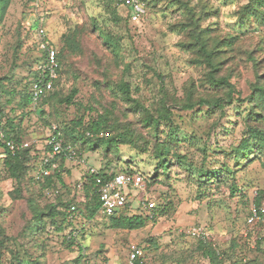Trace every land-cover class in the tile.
<instances>
[{"label":"rangeland","instance_id":"obj_1","mask_svg":"<svg viewBox=\"0 0 264 264\" xmlns=\"http://www.w3.org/2000/svg\"><path fill=\"white\" fill-rule=\"evenodd\" d=\"M245 2L194 0L198 10L203 4L207 6L200 23L211 36L237 34L238 37L234 49L223 54L218 73L229 76L237 92L233 95L234 102L225 105L220 113L219 109L207 106L195 110L181 106L188 99L189 89L194 100L205 93L218 96L223 92L204 91V69L193 63L192 52L181 46L189 37L172 28L182 20L179 10L163 8L161 2L156 7L148 6L144 1V13L132 17L129 9L111 2L121 17L114 23L107 8L108 0H10L0 19V79L8 91L0 94V105L10 117L21 118L22 141L39 153L51 124L76 135L71 127L80 117L87 122L97 114H107L114 122L136 130L138 147L119 145L115 151L106 152L103 147L90 149L79 140L65 142L77 149L86 165L108 173L129 169L140 173L145 178V193L156 206L153 218L146 219L143 227L113 228L110 217L101 211L93 217L87 216L81 201L83 190L76 186L83 164L70 163L65 176L70 181L51 188L28 180L33 159L28 162L21 197L13 198L10 193L16 184L3 170L0 145V240L4 242L0 264L18 261L21 264H127L131 243L143 247V264H212L199 251L198 240L187 232L196 224L206 228L207 241L220 253L217 264H264V168L259 156L243 166L231 158L232 148L246 132L243 116L249 108L247 99L257 75L264 84V24L238 18V10ZM91 23L113 35L117 57L106 50ZM36 26H43L58 48L61 36L78 27L82 53L69 57L66 71L54 86L55 97L41 103L35 112L21 115L16 92L30 79V69L39 55ZM248 52L258 61L256 64L248 58ZM119 80L129 84L131 98L151 113L156 114L160 103L166 101L171 121L160 124L158 135L166 138L167 133L178 138L174 149L192 163L191 171L173 158H168L172 164L167 174L156 169L158 160L153 153L152 137L149 128L141 122L146 112L130 106L116 89L111 91L106 85L107 81ZM72 88L78 91L74 103H61L59 100ZM249 124L264 132V122ZM144 139L149 144L142 151ZM223 165L236 169L238 189L234 193L230 181L208 183L201 178L204 182L199 184L188 172L194 174L197 167L217 171ZM143 195L144 190L131 189L128 204L142 210ZM66 200L76 205L73 213L62 204ZM51 204L69 216L70 223H65L64 231L57 230L49 218L44 219L43 227L35 226L33 206L47 209ZM253 211L256 216L248 222ZM61 218L59 215L58 224ZM70 230L76 238L72 245L64 240Z\"/></svg>","mask_w":264,"mask_h":264},{"label":"trees","instance_id":"obj_2","mask_svg":"<svg viewBox=\"0 0 264 264\" xmlns=\"http://www.w3.org/2000/svg\"><path fill=\"white\" fill-rule=\"evenodd\" d=\"M148 6L156 7L160 2L163 5V8L170 10H179L182 15V20L173 24V30L177 32H185L189 37L187 43L181 45L189 49L192 54V62L198 66H202L204 69L202 85L206 86V90L214 91L215 93L223 92L221 95L213 96V94H204L197 99H192L190 97V89L187 91L188 99H186L181 106L186 109H194L196 107L207 106V108H217L220 113L224 109V106L227 104H232L234 102L233 95L237 92L233 84L229 81V76L219 75L218 73L222 69L223 65V54L230 52L234 49L236 35L229 34L222 38H217V36H211L207 30V27L201 26L202 14L207 13V6L205 4L201 5L198 10V6L194 3V0H143ZM10 0H0V19L4 15L7 6L9 5ZM111 2L115 3L114 0H108L107 8L110 12L111 18L114 23H117L121 20V17L118 15L115 6H111ZM211 10V9H209ZM237 16L239 19L247 21L249 23H261L264 24V0H246V2L238 10ZM92 28L94 33L100 39L101 43L105 46L108 52H111L114 56H118V47L117 41L114 39L113 35L108 32H105L101 27L96 26L94 23ZM35 33L37 31V26L35 28ZM80 30L78 27L73 28L61 36V46L58 48L54 43L57 49V60L59 63V78L61 73L66 71L67 62L70 56L81 54L82 45L80 41ZM38 46V45H37ZM43 52L39 50V55L35 58L33 65L31 67V77L23 87L22 90L16 92L19 95V100L17 101V108L21 111V115L24 112L33 111L32 109V99L30 94V85L35 78V66L37 61L42 57ZM248 58L256 64L258 61L251 56V52H248ZM59 78L55 82V86L58 84ZM107 87L112 91L115 89L123 100L130 102V106L143 109L146 113L143 115L141 122L145 127L149 128V134L152 137L153 153L155 158L158 160L156 169L162 170L167 174L168 168L172 163L168 158H173L185 169L190 170L192 166L186 160L185 155H182L180 152L174 149V146L178 144V138L166 133V138H161L158 135V129L161 123L171 121V112L166 105V101H162L156 109V114L151 113L144 109L143 106L139 105V102L131 98L130 86L126 81L119 80L115 82H106ZM2 80L0 79V94L7 91L4 87ZM8 92V91H7ZM13 91H9L10 94ZM77 89L72 88L70 92L64 96L59 101L67 105L74 103V97L77 94ZM55 97V92L50 91L47 96L41 99L39 105L44 103L47 100H51ZM248 104L249 108L243 116V120L246 123V132L241 138L239 143L232 148L231 158L234 160L235 164L238 166H243L245 163H249L252 159L259 156L260 164L264 168V132L255 125H250L249 122H264V84L259 80V75H257V81L252 84V90L248 95ZM38 105V107H39ZM36 108L39 109V108ZM131 108V107H130ZM135 108H131L135 110ZM29 109V110H28ZM34 110L33 112H35ZM42 113V111H40ZM0 131L4 134L5 140H13L14 142H21L20 137V125L21 118L18 117L16 120L15 117H10L7 115L0 105ZM50 127V126H49ZM49 127L46 132V136L49 131ZM59 127V126H58ZM60 129V127H59ZM74 130L76 135H71L67 133V129H60L62 138L64 141H82L83 145H87L88 148L94 149L98 147H103L104 151H115L119 145H131L138 147L136 143L137 133L134 128H131L129 125L122 126L114 122V120L107 114L101 113L97 114L95 118L88 120L87 122L83 121L80 117L71 127ZM108 132L109 136H104L103 133ZM4 139H0V145L3 148L2 156V166L5 174L8 178L15 181L16 187L11 191L13 198L21 197L22 191V181L27 176L29 163L32 159V167L29 179L33 183L42 184L45 187L56 188L63 186L65 182V176L67 175V161L64 156L57 157L58 170H54L52 174L44 177L41 181H35L31 175L35 163L42 157L44 153L48 151V146L46 142L44 143V148L42 152H36V149H33L31 145H28L25 148H21L16 152L12 153L5 145ZM68 139V140H67ZM46 140V138H45ZM149 141L144 139L143 148L140 150H147ZM38 158V159H37ZM188 167V168H187ZM196 171L193 174L189 172V175L192 179L197 180L199 184H202L204 181L211 183L213 180L219 182L230 181L231 192L234 193L237 191L238 187L235 183V168H232L228 165H223L221 169L217 171L213 170H204L202 167L195 168ZM119 172L135 173L132 170H121ZM222 172V173H221ZM99 173L104 178H109L116 172L108 173L103 169H99ZM83 182V195L81 201L84 202V207L88 217H93L98 211H100V201L98 194L96 192V187L94 185V178L90 176L86 170L85 173L79 178ZM66 185V184H65ZM73 199V198H72ZM28 201H32L28 199ZM67 203H62L70 206V201L66 200ZM29 205H32L30 203ZM131 205L126 204L119 215H111L110 217V226L113 228L134 230L139 229L144 226L146 219L148 217L142 213V211L137 207L135 210H132ZM256 206L259 207L258 201H256ZM33 219L35 220V226H44V219L49 218L51 224H54L57 230H65L66 222L70 223V219L67 213L56 209V205L51 204L46 209L38 208V206H33ZM137 210V211H136ZM155 210V209H154ZM257 213L260 214L259 209ZM59 215H62L61 221L57 223V218ZM153 218V216H152ZM64 240L68 242L69 245L75 243V235H72V230L68 234L64 235ZM208 240V239H207ZM200 241L198 240V249L199 251L209 259L212 264H217L219 262V252L210 244L209 241ZM0 249L4 247V242L0 240ZM78 247L82 249V246L79 244ZM14 257H17L16 255ZM16 259V258H15ZM217 262V263H216ZM9 264H14L9 262ZM15 264H21L20 261ZM134 264H143L142 260L135 261Z\"/></svg>","mask_w":264,"mask_h":264},{"label":"built area","instance_id":"obj_3","mask_svg":"<svg viewBox=\"0 0 264 264\" xmlns=\"http://www.w3.org/2000/svg\"><path fill=\"white\" fill-rule=\"evenodd\" d=\"M117 4L123 5L132 13V17H138L145 11L143 0H114ZM36 36L38 37V47L43 52L42 57L37 61L35 66V78L30 85V94L32 99V109L36 110L42 98L54 89L55 82L59 78V63L57 60V49L52 41L48 38L46 29L43 26L37 27ZM1 124V119H0ZM0 139H4V134L0 131ZM48 151L35 163L31 175L35 181H41L44 177L49 176L58 170L57 157L64 156L69 162L83 164L86 172L94 178V185L100 201V211L106 215H119L124 206L131 201L130 190H144V195L140 200L142 213L148 218H152L155 209V202L145 193V178L140 173L116 172L109 178H104L99 173V169L86 165L81 158L77 149L70 143H66L62 138L61 131L57 124H51L45 140ZM6 147L12 152L29 145L26 141L14 142L5 140ZM3 156V154H2ZM77 188L82 190L83 182L77 183ZM49 193V192H48ZM132 210H135L131 204ZM76 205L71 203L68 212L73 213ZM71 216V215H70ZM256 212L248 218L252 222ZM188 234L192 238L205 241L208 238V232L203 225H192L188 229ZM74 234V233H73ZM144 256V249L138 243H131L127 253V264H134L135 261L141 260Z\"/></svg>","mask_w":264,"mask_h":264},{"label":"crops","instance_id":"obj_4","mask_svg":"<svg viewBox=\"0 0 264 264\" xmlns=\"http://www.w3.org/2000/svg\"><path fill=\"white\" fill-rule=\"evenodd\" d=\"M1 157H2V155H1ZM70 163H72V162H67V168H69L68 165H71ZM80 168H82V172L80 175H78V179L81 177L82 174L85 173V170H86V168L82 165L80 166ZM71 175H73V172H71ZM65 181L69 182L70 180L65 177Z\"/></svg>","mask_w":264,"mask_h":264}]
</instances>
